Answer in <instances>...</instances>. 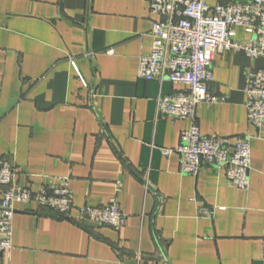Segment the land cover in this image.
Returning <instances> with one entry per match:
<instances>
[{
  "label": "crops",
  "instance_id": "crops-1",
  "mask_svg": "<svg viewBox=\"0 0 264 264\" xmlns=\"http://www.w3.org/2000/svg\"><path fill=\"white\" fill-rule=\"evenodd\" d=\"M154 19L149 0H0V156L21 185L66 182L74 201L68 217L16 203L0 264H262L264 127L248 122L245 87L264 57L216 54L210 91L226 101L196 111L203 135L251 136L250 188L211 165L182 173L162 149L179 147L190 120L158 113L157 98L184 86L138 77ZM113 197L120 231L80 217Z\"/></svg>",
  "mask_w": 264,
  "mask_h": 264
},
{
  "label": "built area",
  "instance_id": "built-area-1",
  "mask_svg": "<svg viewBox=\"0 0 264 264\" xmlns=\"http://www.w3.org/2000/svg\"><path fill=\"white\" fill-rule=\"evenodd\" d=\"M155 16L151 27L152 49L139 60L138 77L147 81L165 80L184 89L157 98V112L173 120H190L182 131L177 149H162L165 155L177 153L182 173L198 175L202 166L224 169L237 189L250 188L252 168L251 136L234 142L229 137L203 135L196 118L201 104L226 101L210 91L214 81L213 61L224 51L244 52L250 59L264 57V0H149ZM238 30L249 38L238 39ZM247 117L251 126L264 127V68L246 77ZM147 185L149 184L146 181ZM18 202H36L52 214L68 217L74 209L73 192L66 182L41 185L34 191L18 183L15 163L0 156V252L14 248L13 218ZM80 217L120 231L127 215L116 197L103 206H83ZM213 209L202 206L199 217H211ZM264 264V241L262 247Z\"/></svg>",
  "mask_w": 264,
  "mask_h": 264
}]
</instances>
